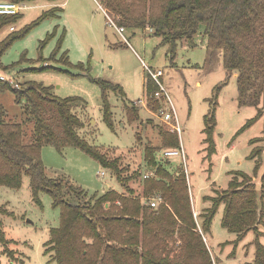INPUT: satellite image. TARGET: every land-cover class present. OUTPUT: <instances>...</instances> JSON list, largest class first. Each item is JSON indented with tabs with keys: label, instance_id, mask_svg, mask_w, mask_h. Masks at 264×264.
Masks as SVG:
<instances>
[{
	"label": "rangeland",
	"instance_id": "obj_1",
	"mask_svg": "<svg viewBox=\"0 0 264 264\" xmlns=\"http://www.w3.org/2000/svg\"><path fill=\"white\" fill-rule=\"evenodd\" d=\"M23 4L26 7L15 24L18 28L46 10L56 6L60 9L13 41L0 57V76L12 79L13 85L18 86L27 82L41 83L58 99L81 98L71 102L72 111L83 122L78 134L105 153L108 159H118L119 167L125 169L122 177L132 176L136 171L142 177L152 170L144 159L143 147L147 142L159 145L158 126L169 127L157 113L160 108L157 111L150 109L143 94L146 68L161 69V82L170 98L169 101L161 99V109L171 111L172 121L180 125L182 131L178 137L185 154L184 159L171 160L166 167L172 170L178 166L184 171L192 214L193 209L197 212L196 218L193 217L198 230L202 221L200 212L212 203L208 197L228 187L233 176L230 172L239 170L248 174L260 191L264 174V140L252 145L249 141L264 138V113L242 129L256 116V108L238 104L236 73H228L223 67L220 51L207 48L203 24L192 40L177 42L172 53L170 45L162 44L161 38L152 34L150 27H125L120 33L109 23L104 5L95 0H69L68 3L67 0H25ZM108 16L114 20L112 14L108 13ZM7 32L6 26L0 29V42ZM52 32L54 35L47 38ZM57 47L59 49L53 55ZM64 52L67 63L61 61ZM43 62L47 68H42ZM78 63L83 67H78ZM93 79L118 85L121 89L106 90L110 125L104 116L101 87ZM217 87H220L219 91ZM214 103L215 152L208 157L204 115L212 110ZM0 104L7 119L24 120L23 102H17L9 88L0 89ZM131 105L140 108L134 122L129 121L126 111ZM252 148L260 151L256 159L248 158ZM156 159L160 162L165 159L163 150ZM255 161L259 162L256 173ZM41 162L49 177L68 179L89 195L100 196L110 188L123 191L112 170L78 147L66 146L59 151L44 144ZM133 177L127 185L136 193L140 192L142 178ZM237 179L241 180L240 176ZM38 201L32 199L27 175H22L19 188L0 186V229L3 232L0 264H55L52 252L44 253V244L50 228L59 224V208L52 206V198L47 192L38 193ZM222 214L223 205L220 204L209 232L202 236L214 263L251 261L255 241L264 245V219L235 242L237 234L221 225Z\"/></svg>",
	"mask_w": 264,
	"mask_h": 264
},
{
	"label": "trees",
	"instance_id": "obj_2",
	"mask_svg": "<svg viewBox=\"0 0 264 264\" xmlns=\"http://www.w3.org/2000/svg\"><path fill=\"white\" fill-rule=\"evenodd\" d=\"M100 4L104 5L107 14L114 16L112 20L118 27L152 28V34L159 36L162 44H169L172 53L177 42L192 40L203 24L207 48L220 51L223 67L228 73H236L238 104L256 108V116L242 129L263 115L264 0H100ZM57 8L42 12L21 28L15 25L21 13L0 15V29L8 27L0 42V57L13 41L23 37L43 18L54 15ZM11 26H14L13 30H10ZM53 35L54 32L47 38ZM58 49L52 54L55 55ZM66 57V53H62L61 61L67 63ZM9 67L14 68L13 65ZM47 67L44 63L42 68ZM78 67L82 68V63H78ZM94 81L101 87L104 116L110 125L106 90L121 89L100 79ZM7 88L17 102H23L24 120L7 119L0 104V186L19 188L24 174L29 177L34 201L39 202L38 193H49L52 206L59 208V224L50 228L44 253L52 252L55 264H213L214 259L202 236L209 232L220 204L223 205L221 225L237 234L235 242L263 222L264 174L258 191L251 176L239 170L230 172L233 176L228 187L208 197L212 203L200 212L202 221L198 230L184 171L178 166L172 170L166 167L173 159H160L162 162L156 159L162 150L179 147L175 131L158 126L160 144L154 146L147 142L144 145L143 156L152 170L146 178L137 171L134 173L142 178L141 191L136 193L127 185L134 175L122 177L125 169L119 167L118 159H108L105 153L78 134L83 122L72 111L71 102L81 98L58 99L41 83L27 82L15 86L5 76L4 79L0 76V89ZM217 88L219 91L220 87ZM158 89V84L147 72L143 81L144 99L150 109L156 111L163 106L162 100L154 97ZM138 108L127 106L130 122L138 118ZM215 124L214 103L212 110L204 115L203 132L208 157L215 152ZM262 140V136L256 137L249 144ZM44 144L59 151L66 146L80 148L103 167L112 170L123 191L110 188L100 196L89 195L68 179L49 177L41 162ZM259 154L260 151L252 148L248 158L256 159ZM258 167L259 162L255 161L254 173ZM153 197L161 198L155 208L149 204ZM2 236L0 229L1 243ZM254 245L252 261L243 264H264L263 244L256 240Z\"/></svg>",
	"mask_w": 264,
	"mask_h": 264
},
{
	"label": "built area",
	"instance_id": "obj_3",
	"mask_svg": "<svg viewBox=\"0 0 264 264\" xmlns=\"http://www.w3.org/2000/svg\"><path fill=\"white\" fill-rule=\"evenodd\" d=\"M96 2H98V4H100V0H95ZM26 6L23 3L20 2H13V1H7V0H0V15H14V14H18L20 13ZM103 11L105 13V15L109 18V23L116 26L115 23L113 22V20L108 16L106 10L103 8ZM14 26L10 27V30H13ZM116 29L121 33L124 31L123 27H118L116 26ZM147 72L150 74V76L156 81V83L158 84L159 89L154 93V97L158 100L163 99L164 101L167 100L169 101V95L166 91V88L162 85L161 82V77L163 76V71L161 69H150V68H146ZM1 79H4V76H1ZM10 83H14V81L12 79L6 78ZM17 85V84H15ZM141 100H139L140 102ZM171 104V103H170ZM158 115L164 120L165 124L169 125V128L171 131H175L177 134H180L182 129L180 127V125L177 122H173L172 121V112L171 111H166L164 109H159L158 110ZM163 157L164 158H169V159H176V158H181L184 159L185 154H184V150L183 147L181 145H179V147L176 148H166L163 150ZM104 172H101V175H103ZM149 177L148 173H145L143 175V178ZM161 201L160 197H153L149 199V204L150 207L155 208L157 206V204ZM193 215L196 218L197 216V212L193 210ZM205 240V238H204ZM215 264V263H213Z\"/></svg>",
	"mask_w": 264,
	"mask_h": 264
},
{
	"label": "crops",
	"instance_id": "obj_4",
	"mask_svg": "<svg viewBox=\"0 0 264 264\" xmlns=\"http://www.w3.org/2000/svg\"><path fill=\"white\" fill-rule=\"evenodd\" d=\"M75 1H78V0H75ZM69 2V0H67V3ZM23 3V2H22ZM65 3V2H64ZM221 188V187H220ZM215 190V189H214ZM194 210V209H193ZM194 211H196V210H194ZM264 246V245H263ZM210 250V249H209ZM252 261V260H251ZM250 262V261H249Z\"/></svg>",
	"mask_w": 264,
	"mask_h": 264
}]
</instances>
